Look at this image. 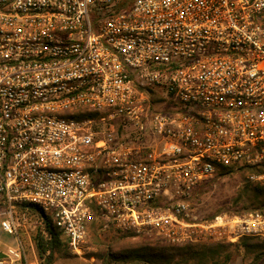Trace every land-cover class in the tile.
Instances as JSON below:
<instances>
[{"label": "built area", "instance_id": "built-area-1", "mask_svg": "<svg viewBox=\"0 0 264 264\" xmlns=\"http://www.w3.org/2000/svg\"><path fill=\"white\" fill-rule=\"evenodd\" d=\"M245 165L264 166V0H0L5 231L30 203L79 255L94 229L264 239V208L195 214L202 181Z\"/></svg>", "mask_w": 264, "mask_h": 264}, {"label": "rangeland", "instance_id": "rangeland-1", "mask_svg": "<svg viewBox=\"0 0 264 264\" xmlns=\"http://www.w3.org/2000/svg\"><path fill=\"white\" fill-rule=\"evenodd\" d=\"M250 175V174H249ZM242 176L241 174L234 173L228 176H217L204 180L198 185L195 197L193 198V204L195 214L202 220H211L215 216L220 214H241L237 211H241L245 206H252L251 200L248 198L247 184L250 182L264 183V180H251ZM1 211H7V208L0 205ZM234 210H236L234 212ZM244 212V211H243ZM246 212V211H245ZM7 216L6 213H4ZM216 214V215H215ZM16 217L20 220L21 226L18 228V234L22 237L24 249H26V256L28 259L34 257V236L40 231L43 224H41V217L38 213L31 209H23L17 211ZM99 237L91 236L88 238L83 253L81 255L73 253L71 250V256L67 258H61L57 260L55 264H104L102 260L95 257H90V253L98 251V248L102 246H115L116 249L124 248L125 252L131 251L137 248H144L149 246L150 248H157L163 246L165 242L155 237H124L122 234L114 231H98ZM242 239V238H241ZM240 241V240H239ZM238 241V242H239ZM237 243V242H236ZM218 244H224L219 256H208L209 260H202L200 262L196 260H189L185 262L182 257H175L170 264H252L254 260V254L247 253L243 248L236 245H230V243H202L203 247H212ZM187 246V245H186ZM183 247V246H181ZM141 252V250L139 251ZM147 254L144 258L136 257L135 253L127 260L115 261L114 264H152L149 261L148 256L150 254L149 249L143 251ZM229 256L228 262H224V258ZM206 258V259H208ZM91 260V261H90ZM39 262V260H38ZM165 263V262H162ZM39 264V263H38ZM257 264H264V258L259 260Z\"/></svg>", "mask_w": 264, "mask_h": 264}, {"label": "trees", "instance_id": "trees-1", "mask_svg": "<svg viewBox=\"0 0 264 264\" xmlns=\"http://www.w3.org/2000/svg\"><path fill=\"white\" fill-rule=\"evenodd\" d=\"M94 115V113L89 110L82 109L76 112L78 118L87 117ZM264 172V166H252L245 165L238 169L231 166H221L218 172L213 176L212 179L217 176H228L234 173L241 174L246 177L249 174H260ZM207 180V179H206ZM203 182V181H202ZM201 182V183H202ZM248 189V198L251 200L252 206H245L238 213H244L245 211H250L254 209L264 208V183L260 182H250L247 184ZM196 191L194 192L193 198L195 197ZM1 205V204H0ZM31 209L38 213L41 217V227L37 235L34 236L36 255L39 260V264H55L57 260L61 258H67L71 256L70 248L67 244L65 237L62 232L56 227L50 215L46 214L39 206L26 203L20 204L18 210ZM236 210H234L235 212ZM244 211V212H243ZM216 215V214H215ZM122 238L124 237H133L131 233H121ZM99 237L97 230H92L90 237ZM89 237V238H90ZM22 238V237H21ZM23 242V241H22ZM230 245H236L240 248H243L247 253L254 254V260L252 264H257L259 260L264 258V239L260 237H243L237 243H230ZM224 244H218L212 247H203V245H187V246H176L169 243L163 244V246H158L157 248L153 247H144L137 248L131 251L125 252L124 248L116 249L115 246H100L98 251L90 253V257H95L103 261L104 264H114L115 261L127 260L129 257L133 256L135 253L138 258H145L147 254L143 251L149 249L150 256L148 259L152 264H170L172 260H175V257H182L185 262L189 260H196L198 262L209 260L208 256L216 257L219 256L221 249L224 247ZM141 250V252H139ZM208 258V259H206ZM230 259L229 256L224 258V262H228ZM165 262V263H162ZM180 261H177L176 264H179ZM215 264H219L216 262Z\"/></svg>", "mask_w": 264, "mask_h": 264}, {"label": "crops", "instance_id": "crops-1", "mask_svg": "<svg viewBox=\"0 0 264 264\" xmlns=\"http://www.w3.org/2000/svg\"><path fill=\"white\" fill-rule=\"evenodd\" d=\"M5 211L0 210V264H10V257L8 256L9 249H18L23 247V242L21 236L17 234H11L5 231L2 228V221L6 219ZM26 249H24L25 251ZM34 257H30V259L25 256L22 260L18 261L17 264H38V258L36 255V249L34 248ZM91 261V260H90Z\"/></svg>", "mask_w": 264, "mask_h": 264}]
</instances>
